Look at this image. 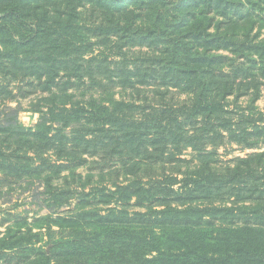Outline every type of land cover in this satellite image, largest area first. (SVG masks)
I'll list each match as a JSON object with an SVG mask.
<instances>
[{"label": "trees", "instance_id": "trees-1", "mask_svg": "<svg viewBox=\"0 0 264 264\" xmlns=\"http://www.w3.org/2000/svg\"><path fill=\"white\" fill-rule=\"evenodd\" d=\"M121 1L0 0V264H264V0Z\"/></svg>", "mask_w": 264, "mask_h": 264}, {"label": "rangeland", "instance_id": "rangeland-1", "mask_svg": "<svg viewBox=\"0 0 264 264\" xmlns=\"http://www.w3.org/2000/svg\"><path fill=\"white\" fill-rule=\"evenodd\" d=\"M137 0H134L133 2H129L128 0H122L121 3L122 5L120 6H123L125 9H131L134 7L135 3H136ZM190 3L187 2V3H184L183 4V9L186 10L187 9V6L189 5ZM187 5V6H186ZM118 6H119V1H118ZM15 104V103H14ZM27 104V102L25 103V105ZM260 105L261 106H264V100H261L260 101ZM20 119L21 121L26 124V125H32L34 122L37 121L38 119V114L37 113H31L29 110L25 109L21 112L20 114ZM223 150V149H222ZM221 150V151H222ZM245 152H240V151H234V154H241V155H244ZM22 189H19L17 190L14 194H13V202H20L21 205L17 208L13 207V203H2L0 201V218H2L3 216V211L4 210H7L9 208H13L15 211L16 209L17 210H20V211H25L26 209H29L30 210V214L34 213V209L35 206L33 203L29 202L31 200V197L28 196V193H20ZM5 226L6 225H2L0 226V230L3 231L5 230Z\"/></svg>", "mask_w": 264, "mask_h": 264}]
</instances>
